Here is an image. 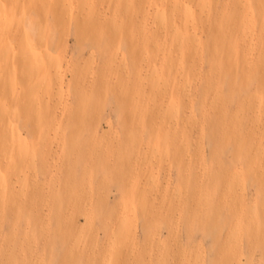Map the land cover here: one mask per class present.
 Instances as JSON below:
<instances>
[{"label": "rangeland", "instance_id": "1", "mask_svg": "<svg viewBox=\"0 0 264 264\" xmlns=\"http://www.w3.org/2000/svg\"><path fill=\"white\" fill-rule=\"evenodd\" d=\"M65 1L53 14L57 0H0V32L27 29L0 104L39 89L5 135L0 264H264L261 22L247 38L251 76L217 83L228 0ZM181 28L199 40L179 42ZM184 59L195 61L183 91ZM60 103L74 128L60 126ZM49 104L47 128H31Z\"/></svg>", "mask_w": 264, "mask_h": 264}, {"label": "bare ground", "instance_id": "2", "mask_svg": "<svg viewBox=\"0 0 264 264\" xmlns=\"http://www.w3.org/2000/svg\"><path fill=\"white\" fill-rule=\"evenodd\" d=\"M156 4H161L159 1H155ZM161 2V1H160ZM63 3V4H61ZM66 3L65 0H57V3L50 7V10L53 14L59 8V5H64ZM186 0H169V5L174 10L179 8H184L186 4ZM23 5L18 2H11L9 4V9L14 11H21L23 9ZM227 9L229 13V23L227 24L226 31L218 30L215 34L218 39L217 44L222 46L220 48V52H225L224 54H220L221 56L218 58L212 59L211 70L213 79L217 81V83H225L229 82L230 84H234L237 82L239 78H243L246 80L251 76V60L249 57V53L252 49L250 41L247 40L248 33L251 29H254L257 20L261 22V27L264 28V0H228L227 1ZM30 12V11H28ZM41 8L37 7L34 9L33 13L40 15ZM30 20V16L28 17ZM36 27H33L32 23H28V32L31 34L38 33ZM25 27L16 26L11 27L8 31L0 32V75L7 76L8 74L13 72L14 77L18 76L21 71L17 68V61L19 59V50L16 47L15 39L19 36L26 33ZM178 30V29H177ZM217 30V29H216ZM177 40L181 43L185 41H195L199 40V36L197 33L190 34L188 31L178 30L177 32H170L174 34L178 33ZM32 39V38H31ZM220 41V42H219ZM34 43V41H33ZM182 45V44H181ZM180 45V46H181ZM185 60V59H184ZM195 61V60H194ZM194 61L185 60L183 65H181L180 72L184 76L181 80L183 86V91L186 90V85L189 82V74L192 70V65ZM153 71H158L156 66H151ZM176 77L174 78V80ZM176 81V80H175ZM3 88L0 87V93ZM39 89L31 87V86H22L19 90L14 89V97L15 101L10 104L1 103L0 104V179H2L1 172H3L4 167H6V162L8 160V152L5 149L6 145V133L9 130H14L15 128H20L18 125V119L29 113L30 110H27V107L22 103L21 96L24 92H34L38 94ZM181 98V96L179 97ZM54 106V105H53ZM50 104L47 106H42L40 108L35 109V111L31 112V117L33 119V123L31 128H47L44 127L43 116L51 110ZM60 107H63V120L60 122V126L62 128H74L75 118L74 112L71 106L67 103H60ZM192 115H189L187 118L190 119ZM46 121V120H45ZM52 119L46 121L47 126H51ZM152 121H150L151 123ZM152 127L155 125L152 123ZM26 128V126H24ZM156 128H158L156 126ZM181 128H188L187 121L185 119L181 123ZM24 171V169L19 168L17 172ZM16 172V173H17ZM7 201V189L6 182L2 179L0 182V203L4 204Z\"/></svg>", "mask_w": 264, "mask_h": 264}]
</instances>
